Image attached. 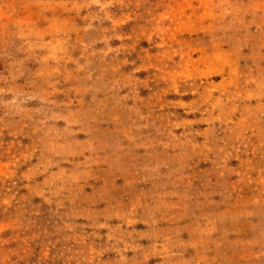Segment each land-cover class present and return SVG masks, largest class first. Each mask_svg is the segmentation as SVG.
I'll return each instance as SVG.
<instances>
[{"label":"rangeland","instance_id":"374dc122","mask_svg":"<svg viewBox=\"0 0 264 264\" xmlns=\"http://www.w3.org/2000/svg\"><path fill=\"white\" fill-rule=\"evenodd\" d=\"M0 264H264V0H0Z\"/></svg>","mask_w":264,"mask_h":264}]
</instances>
